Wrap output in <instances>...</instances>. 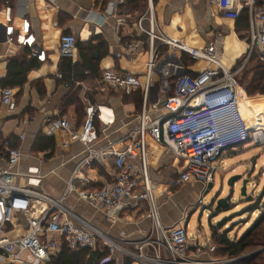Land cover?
<instances>
[{
	"label": "built area",
	"instance_id": "obj_1",
	"mask_svg": "<svg viewBox=\"0 0 264 264\" xmlns=\"http://www.w3.org/2000/svg\"><path fill=\"white\" fill-rule=\"evenodd\" d=\"M210 1L225 17L239 18L243 5L238 0ZM128 2L108 0L107 6L118 10ZM247 5L250 15L248 50L230 68L221 59L219 41L197 48L168 37L157 25L154 3L149 0L147 11L135 22L138 33L148 41L146 82L142 84L134 72L115 68L105 69L101 78L106 85L127 93L142 89L146 105L153 75L157 73L166 93V112L149 121L145 108L139 128L120 138L121 147L112 141L99 148L96 147L100 138L96 119L102 117V107L88 105L81 126L69 115L47 117L46 135L56 136L62 132L61 147L67 148L72 141L79 140L87 150L61 198H54L38 188L30 181V176L25 185L16 183L15 169L22 153L19 147L5 141L4 166L0 168V264H54L63 242L72 250H88L93 264H231L236 261L229 256L214 255L216 245L212 242L205 247L191 242L186 218L173 226L163 224L149 181L147 137L184 163L178 179L180 184L196 179L208 185L214 181L220 169L218 161L226 150L247 142L264 145V127H250L240 108V99L246 90L239 83V76L248 67L256 48L260 60L264 61V5L255 4V0L248 1ZM12 10L7 2L4 6L6 41L26 46L31 56L46 61V50L37 43L30 22L24 19L16 25ZM77 42L75 34L63 33L58 45L60 55L73 58ZM139 48L138 40L125 46L130 57ZM187 58L195 62L204 60L207 66L191 73L185 64ZM1 102L14 111L17 108L15 88L3 87ZM99 159L113 161L110 178L96 187H77L73 179L79 168ZM71 192H76L94 211L103 212L105 221L112 224L117 222L116 211L133 199V206L147 210L150 225L138 238L126 232L109 235L65 204ZM15 218L25 233L11 238L9 231L16 227Z\"/></svg>",
	"mask_w": 264,
	"mask_h": 264
},
{
	"label": "crops",
	"instance_id": "obj_2",
	"mask_svg": "<svg viewBox=\"0 0 264 264\" xmlns=\"http://www.w3.org/2000/svg\"><path fill=\"white\" fill-rule=\"evenodd\" d=\"M10 1L14 23L20 25L24 19H28L37 43L46 50L47 57L39 68L29 73L28 81L22 88H15L16 94L21 91V96L17 108L10 111L1 102L3 88L1 79L8 73L11 58L34 56H31L28 47L16 43L9 44L6 41L4 32L6 3H0V168L4 166L2 156L5 152V141L10 139L12 144L19 146L22 153L15 169L16 183L25 185L32 177L30 181L36 183L38 188L54 198H61L81 160L87 155L85 144L77 140L72 141L67 148H63L59 144L63 133L59 132L56 136H50L56 143L53 152L33 149L40 132L45 133L47 117L69 115L79 125L76 106H69L65 112L63 109L70 88L58 82L62 75L59 67L62 56L58 50L60 37L65 32L75 34L78 40H88L97 34L102 35L109 44L110 52L100 63L101 72L107 68L131 71L136 73L144 84L149 58L148 41L146 36L138 33L135 22L147 11L149 0L146 10L142 13H132L127 5L114 10L107 6L108 0H8L7 2ZM248 1L250 0H238V3L243 5L241 11L244 8L249 9ZM153 3L157 25L168 37L197 48L205 47L211 41H219L222 47L221 59L227 67H234L246 54L249 45L250 15L248 29L242 27L244 23H241L238 29V20L225 17L217 5L212 4L210 0H156V2L153 0ZM255 4L264 5V0H255ZM133 40L140 42V48L130 57L125 46ZM79 58L77 49L73 60L78 61ZM187 67L188 70L197 72L206 67V62L197 61ZM77 84L82 86L80 97L86 108L93 104L102 107L103 110L99 119L100 138L96 144L98 148L112 141L121 147L123 143L120 138L131 130L139 128L141 114L145 108L149 121L161 117L166 112L164 109L166 93L161 88L157 73L153 75V84L149 89L146 105L144 93L141 103L136 102L132 96L126 99L125 91L106 85L101 76ZM91 97L94 102H91ZM249 111L245 112V116L250 123H258L257 118L264 114ZM147 146L149 181L157 201L160 199L159 207L163 224L173 226L186 218L189 227L188 207L196 200L200 203L204 201L205 194L210 191V184L206 185L196 179L180 184L178 179L184 163L175 159L174 155L151 137H147ZM225 152L218 161L220 171L225 169L221 164H227V157L232 154L231 149ZM136 163L139 164V159ZM112 171V160L99 159L91 165L79 168L73 183L79 188L100 185L110 178ZM65 204L112 236L126 232L138 238L141 231L150 225L147 210L143 206H133V199L116 211L117 222L113 224L105 221L104 213L94 211L79 198L76 192L69 194ZM15 229L17 230L18 226ZM221 230V228L217 229L219 234H223L220 233ZM213 231L206 246L211 243ZM226 235L232 240L235 239L229 234ZM190 241L200 244L199 239H190Z\"/></svg>",
	"mask_w": 264,
	"mask_h": 264
},
{
	"label": "trees",
	"instance_id": "obj_3",
	"mask_svg": "<svg viewBox=\"0 0 264 264\" xmlns=\"http://www.w3.org/2000/svg\"><path fill=\"white\" fill-rule=\"evenodd\" d=\"M7 1L8 0H0V3H7ZM154 2H156V0H154ZM9 3H11V1ZM147 3L148 0H129L127 6L132 13H142L146 10ZM237 20L238 29L241 26V23H244L242 27L248 29L249 9L244 8ZM77 49L80 57L78 61H74L71 57H62L59 64L62 75L61 78L58 79V82L60 84H66L70 88L63 104L64 112L69 106H76L79 125L81 126L85 121L87 108L80 97L82 86L77 83L84 82L91 78L102 77L103 71L101 72L100 63L102 59L109 54L110 48L106 39L102 35L97 34L88 40H78ZM255 59L256 57L251 58L250 62H254ZM185 63L190 66L194 64L195 61L187 58L185 59ZM40 65L41 61L34 57L27 58L25 56L22 58H11L8 64V73L1 79L3 87L22 88L28 81L29 73L32 70L39 68ZM189 72L194 73V71L190 70ZM243 73L245 74L241 82L247 93L249 95L264 94V61L257 60V63L252 68H246ZM36 83H38V81H36ZM247 93H245L246 96L241 99L240 106L242 110H248L250 107L257 111V113H264V95H257L256 98H254ZM142 94L143 90L139 89L131 93L125 92L124 97L127 99V97L129 98V96H132L136 102L141 103L143 97ZM20 96L21 91L16 94L17 102L18 99H20ZM90 100L91 102H94L92 97ZM261 125H264V123ZM96 126L99 129V119H96ZM8 141L12 146L19 147L17 144H12L10 139H8ZM55 146L56 143L53 137L40 132L34 143L33 149L34 151L50 150L53 152ZM96 186L99 185H91L90 187ZM258 208V204H253L250 211H255ZM212 237L211 242L216 245L214 255L219 257L229 256L231 258H239L249 248L264 246V212L259 215L252 226L239 238L232 240L226 234H219L216 228H214ZM92 260L93 257H90V252L88 250H72L65 242H63L58 258L55 260L54 264H93ZM231 264H264V251L236 260Z\"/></svg>",
	"mask_w": 264,
	"mask_h": 264
},
{
	"label": "rangeland",
	"instance_id": "obj_4",
	"mask_svg": "<svg viewBox=\"0 0 264 264\" xmlns=\"http://www.w3.org/2000/svg\"><path fill=\"white\" fill-rule=\"evenodd\" d=\"M254 57H256L255 61L252 63L250 62L247 68H252L257 63V60L260 61L257 48L253 52L252 58ZM199 61L206 62L204 60ZM244 74L245 73H242L239 76V83L242 86L241 80L244 78ZM257 95L260 94L249 96L256 98ZM244 96H246L245 93ZM244 111L257 113V111L250 107L248 110ZM263 115L264 114H261L260 116L264 117ZM253 121H255V119ZM263 123L264 122L261 124ZM252 124V127H256L259 123L256 122ZM231 152L232 154L227 157V164H221V167H225V169L223 171H216L213 187L205 194L204 201L200 203L199 200H196L187 210V219H189L190 223L188 227L190 239H199L200 245L204 247L210 242L214 228H221L222 230L220 233L229 234L230 237H235L236 239L241 237L243 233L252 226L259 215L264 212V145H256L252 142H247L244 143L243 146L232 148ZM225 154L227 155L226 152ZM236 175H239L240 178L236 179L233 187H230L229 180ZM244 180H248L247 191L248 194L253 197V200L249 201L241 195V187ZM232 191L233 193L231 194ZM217 197H229L228 206L226 208L218 207ZM159 203L160 199H158V204ZM253 204H258L259 208L255 211H250ZM15 223L18 229L9 231L11 238L25 233V230L17 218H15ZM262 248H264V246L249 248L240 257Z\"/></svg>",
	"mask_w": 264,
	"mask_h": 264
},
{
	"label": "water",
	"instance_id": "obj_5",
	"mask_svg": "<svg viewBox=\"0 0 264 264\" xmlns=\"http://www.w3.org/2000/svg\"><path fill=\"white\" fill-rule=\"evenodd\" d=\"M238 178H240L239 177V175H236V176H233V177H231V179L229 180V186L230 187H233L234 186V183H235V181H236V179H238ZM247 183H248V180H244V182H243V185H242V187H241V195L243 196V197H245L247 200H253V197L251 196V195H249L248 194V191H247ZM210 189H212V187H213V183H210ZM233 193V191L231 192V194ZM230 196V195H229ZM218 198V200H217V205H218V207H222V208H226L227 206H228V204H229V201H228V198L229 197H217ZM215 202V201H214ZM264 250V248H262V249H259V250H257V251H254V252H252V253H250V254H248V255H245V256H242V257H239V258H236V260H239V259H243V258H246V257H249V256H251V255H254V254H257V253H260V252H262Z\"/></svg>",
	"mask_w": 264,
	"mask_h": 264
},
{
	"label": "bare ground",
	"instance_id": "obj_6",
	"mask_svg": "<svg viewBox=\"0 0 264 264\" xmlns=\"http://www.w3.org/2000/svg\"><path fill=\"white\" fill-rule=\"evenodd\" d=\"M240 104H241V99H240ZM240 108H241V106H240ZM241 111H242V113H243V115H244V118L246 119L248 125H249L250 127H252V126H251L252 123H250V122L247 120L246 116H245V111L242 110V109H241ZM263 119H264V117H261V116L257 118L259 124H258V126H256V127H259V126L263 127V126H264V125H263V126L261 125V123L263 122ZM39 205L41 206L42 204L39 203ZM34 211H36L35 208H34Z\"/></svg>",
	"mask_w": 264,
	"mask_h": 264
}]
</instances>
